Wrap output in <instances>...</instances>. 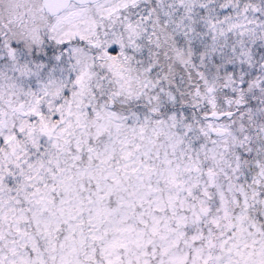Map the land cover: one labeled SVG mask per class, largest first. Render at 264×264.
Listing matches in <instances>:
<instances>
[{"label": "snow or ice", "instance_id": "6c2138e0", "mask_svg": "<svg viewBox=\"0 0 264 264\" xmlns=\"http://www.w3.org/2000/svg\"><path fill=\"white\" fill-rule=\"evenodd\" d=\"M0 264H264V0H0Z\"/></svg>", "mask_w": 264, "mask_h": 264}]
</instances>
